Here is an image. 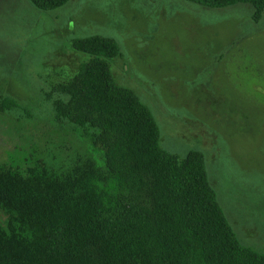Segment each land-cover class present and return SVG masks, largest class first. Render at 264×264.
Returning <instances> with one entry per match:
<instances>
[{"label": "rangeland", "instance_id": "rangeland-1", "mask_svg": "<svg viewBox=\"0 0 264 264\" xmlns=\"http://www.w3.org/2000/svg\"><path fill=\"white\" fill-rule=\"evenodd\" d=\"M209 9L184 0H68L52 11L30 0H0V157L14 164L30 149L57 166L56 149L91 153L81 132L52 118L48 85L66 80L87 56L70 40L113 38L116 84L151 111L159 147L204 154L209 184L241 244L264 250V13ZM54 158V161L51 158Z\"/></svg>", "mask_w": 264, "mask_h": 264}, {"label": "trees", "instance_id": "trees-1", "mask_svg": "<svg viewBox=\"0 0 264 264\" xmlns=\"http://www.w3.org/2000/svg\"><path fill=\"white\" fill-rule=\"evenodd\" d=\"M52 11L68 0H30ZM222 9L264 0H184ZM70 47L87 58L72 76L48 85L52 118L81 132L91 153L25 151L14 164L0 157V264H264V250L241 244L209 184L204 154L182 158L158 144L150 109L116 84L110 61L117 42L91 35ZM0 97V114L18 109ZM54 161V158H51Z\"/></svg>", "mask_w": 264, "mask_h": 264}]
</instances>
